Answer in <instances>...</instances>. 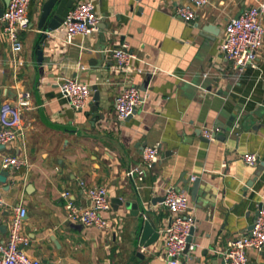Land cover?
Listing matches in <instances>:
<instances>
[{
	"label": "crops",
	"instance_id": "1",
	"mask_svg": "<svg viewBox=\"0 0 264 264\" xmlns=\"http://www.w3.org/2000/svg\"><path fill=\"white\" fill-rule=\"evenodd\" d=\"M46 1L31 0L18 69L0 22V114L20 98L30 103L21 114L23 134L0 149V172L4 157L24 161L11 169L7 184L0 183L5 201L0 243L8 238L15 208L23 206V234L30 241L24 250L43 264H165L164 235L150 247H139L137 219L113 200L141 199L161 231L172 214L160 199L174 187L188 196L196 218V248L183 264H224L219 253L249 232L264 206V45L257 68L240 71L234 80L237 70L221 46L228 23L264 0H210L197 9L194 22L175 16L176 6L188 0H89L100 17L98 31L72 43L62 27L46 33L39 64L38 24ZM83 1L75 0L74 6ZM210 28L218 35L204 31ZM124 43L136 56L127 72L110 54ZM68 79L92 87L81 112L63 98ZM144 84L146 102L118 123L116 97L126 86ZM231 119L234 127L226 130ZM204 129L223 138L208 141ZM157 144L160 162L142 182L129 179L126 173L141 165L144 149ZM246 153L256 155L255 166L244 163ZM80 181L109 189L112 209L104 217L110 228L67 220L62 192L78 205H89ZM249 264H264V252L249 251Z\"/></svg>",
	"mask_w": 264,
	"mask_h": 264
},
{
	"label": "built area",
	"instance_id": "2",
	"mask_svg": "<svg viewBox=\"0 0 264 264\" xmlns=\"http://www.w3.org/2000/svg\"><path fill=\"white\" fill-rule=\"evenodd\" d=\"M210 0H188L183 5L175 8V16L185 22H194L197 19V9L208 5ZM31 0H10L5 8L0 22L11 53L14 69L23 65L21 54L23 42L21 34L30 27L29 8ZM264 3L253 6L243 11L238 19L231 20L226 26V37L222 43L221 51L226 61L232 64L234 70L243 71L247 68L255 69L258 66L259 52L264 45ZM100 17L96 13V6L92 1L85 0L70 10L67 18L61 25L67 31V42L72 43L77 36H90L98 31ZM112 59L121 71H126L135 54L129 51V46L124 43L111 50ZM63 98L75 112L87 108L92 95V87L78 79H68L62 86ZM146 95L136 85L126 86L122 89L114 102L118 123L124 122L137 113V110L146 102ZM30 106L27 98H20L14 105H5L0 114V146L13 143L23 134L21 128V114ZM215 130L204 129L202 137L212 141L216 136ZM161 160V147L157 144L146 147L142 153L141 165L130 168L126 176L132 181L142 182L147 171L152 169ZM242 160L247 166H255L258 162L256 155L246 153ZM24 161L14 157H4L3 169L18 168ZM195 181L196 177H192ZM80 187L85 190L89 205L81 206L71 199L68 191L61 193L65 200L67 220L86 228L106 230L110 223L105 219L104 213L112 209L109 189L105 186L86 187L80 181ZM162 205L172 214L170 223L159 231L165 237V264H183L184 260L196 248L194 242L189 243L191 230L196 227V218L189 203L188 196L177 191L174 187L167 189ZM5 205L0 194V207ZM27 217V209L18 206L12 216L9 235L5 242L0 243V264H43L40 260L30 257L24 250L29 239L23 234V225ZM264 252V206L255 217L249 232L232 241L228 248L219 253L225 264H249V251Z\"/></svg>",
	"mask_w": 264,
	"mask_h": 264
},
{
	"label": "water",
	"instance_id": "3",
	"mask_svg": "<svg viewBox=\"0 0 264 264\" xmlns=\"http://www.w3.org/2000/svg\"><path fill=\"white\" fill-rule=\"evenodd\" d=\"M10 0H0V19L3 16L5 8L9 5ZM75 4V0H47L40 9V20L38 24V29L42 32V36L37 46V56H38V63L42 64L43 62V50L41 49V45L47 39L46 33L54 32L61 28L64 20L67 18L71 9H73ZM239 18V17H238ZM237 18V19H238ZM207 33L212 34L213 36H217L218 33L215 29H205ZM240 71L237 70L234 72L232 79L234 80ZM150 75L148 76V79ZM141 90H146V85L144 84L141 87ZM94 96L93 102L97 107L99 105L100 96L97 87L93 88ZM234 119H231V123L227 125L226 130H229L233 126ZM240 125L236 128L239 129ZM222 136L216 135V138L220 139ZM223 138V137H222ZM4 148V146H0V149ZM11 167L7 170H2L0 172V183L7 184L8 178L11 175ZM249 187L252 186L251 183L248 184ZM162 202L164 199H160ZM113 203H117L118 206H124L126 210L129 211V216L137 219L136 225V237L135 241L138 243L139 247H150L153 243H155L159 237L160 233L156 224V221L153 215L149 212L146 204H144L141 199L138 198L137 202H125L121 199L115 198ZM155 201H153V204ZM262 207V206H261ZM260 207V208H261ZM118 209V207H117ZM252 228V227H251ZM195 234V229L191 230L190 236L188 238V242H193V237ZM139 256L140 254L137 253ZM225 264V263H224Z\"/></svg>",
	"mask_w": 264,
	"mask_h": 264
}]
</instances>
